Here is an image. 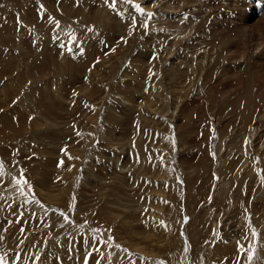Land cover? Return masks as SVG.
<instances>
[{
	"label": "rangeland",
	"instance_id": "1",
	"mask_svg": "<svg viewBox=\"0 0 264 264\" xmlns=\"http://www.w3.org/2000/svg\"><path fill=\"white\" fill-rule=\"evenodd\" d=\"M185 1L0 0L9 264H264V0Z\"/></svg>",
	"mask_w": 264,
	"mask_h": 264
},
{
	"label": "snow or ice",
	"instance_id": "2",
	"mask_svg": "<svg viewBox=\"0 0 264 264\" xmlns=\"http://www.w3.org/2000/svg\"><path fill=\"white\" fill-rule=\"evenodd\" d=\"M125 2H129L130 3L131 0H125ZM135 7L137 8V10H139L141 13H143L144 10L140 7V5L137 4ZM57 24H58V22H57ZM143 27L145 29H147L148 25L145 23V24H143ZM77 135H80V133L77 132ZM62 151H66V149H62ZM72 158L73 157H71L69 155V159H72ZM60 164L62 165L63 161H60ZM20 171H21V176H22L23 175V169H21ZM3 175H4V162L2 160H0V176H3ZM14 183L16 185H20L21 186L20 187V191H21L22 195H26L24 193V191H23V186L24 185H28L29 188L31 187V185L29 184V182L26 179L15 180ZM0 199H3V197H0ZM29 202L38 204V205H40L41 208L45 207L43 204H41V202L39 200L35 199V194L34 193H33V199L31 201H29ZM45 211H46V209H45ZM59 215L61 217H63V219L65 221H69V216H68L67 213L61 211L59 213ZM161 223H163V222H161ZM165 227H167V226L165 225ZM21 231H23V229ZM94 231L99 232L100 229H95ZM251 231H252V236L258 242L259 234L256 232L255 228H252ZM109 239H114V238L110 237ZM245 239H247V237H245ZM2 240H3V237H0V244H2ZM108 243H109V240H103L102 241V244H104V245H107ZM117 247H119V245H117ZM93 250L96 251V252H100V249L98 247H96L95 245H93ZM238 250H239L240 253H246V256L244 258L246 259L247 264H253V261L257 258V247L251 241H249L247 249L238 242ZM90 254L91 253H89V255ZM15 259L17 261H19V257L18 256ZM0 264H9L6 255H0ZM157 264H163V262H157ZM237 264H238V262H237Z\"/></svg>",
	"mask_w": 264,
	"mask_h": 264
},
{
	"label": "bare ground",
	"instance_id": "3",
	"mask_svg": "<svg viewBox=\"0 0 264 264\" xmlns=\"http://www.w3.org/2000/svg\"><path fill=\"white\" fill-rule=\"evenodd\" d=\"M172 2L174 3V4H177V3H179L178 2V0H172ZM188 2V1H187ZM184 3H186V1L185 0H182V2H181V6H179V5H177V7H174L175 9L173 10V8H172V12H169V10H167V8L165 7V6H159V7H156V9H158L159 8V11H162V13H160V12H157L156 14H154L155 15V17L157 18H159V20H157V21H159L160 23H156V24H152V25H148V28H149V31L151 32H149L150 34H152L153 36H154V38H155V40H159V38L162 36H164L166 33H167V30H169L168 32H170V31H172V32H175L176 30H173L172 28H169V27H167L166 25H167V21H170V20H172L173 18V16H174V12H176L175 10L176 9H178V8H181L182 7V5L184 4ZM159 4V3H158ZM195 6H198L197 4H194ZM195 6H193V5H186V7H185V9H186V15L188 14V13H190L192 10V8H193V10H194V7ZM200 7V6H199ZM198 9V8H197ZM201 9V8H200ZM149 10V9H148ZM202 10V9H201ZM138 11V10H137ZM195 11H196V9H195ZM163 12H168L169 13V15H166V14H164ZM160 13V14H159ZM194 13V12H193ZM171 14H172V16H171ZM263 16V15H262ZM163 18V21H165V20H167L166 21V24L164 23V26L162 27V18ZM166 17V18H165ZM191 18V17H190ZM262 19H263V17H262ZM112 20V19H111ZM111 22V21H110ZM179 28V27H178ZM148 32V31H147ZM119 33V32H118ZM146 34V33H145ZM147 35V34H146ZM158 35H160V36H158ZM170 35V34H169ZM171 35H172V33H171ZM170 35V36H171ZM177 35V34H176ZM175 34H174V37H175V39L177 38V36H176ZM161 37V38H162ZM166 38V37H165ZM201 38V37H200ZM166 40H167V38H166ZM198 40V39H197ZM160 41V40H159ZM199 42V41H198ZM171 43V42H170ZM174 43H175V41H174ZM205 43V42H204ZM159 46V45H158ZM161 46V45H160ZM170 46H174V44L173 45H170ZM169 46V47H170ZM164 47V46H163ZM160 48V47H159ZM156 50H153L152 52H151V54H153V53H157L156 54V56H159L160 58H161V54L163 53V54H165L166 55V57H167V52L166 51H163L162 49L161 50H158L157 48H155ZM168 49V48H167ZM196 49V48H195ZM166 50V49H165ZM161 51H162V53H161ZM170 57V56H169ZM165 58V57H164ZM155 60H159V59H156L155 58ZM156 64H161V62H155ZM155 69H157L158 70V67L155 65ZM160 70V69H159ZM172 70L173 69H170V67H167L166 68V71L168 72V74L169 75H172L173 73H172ZM156 71V70H155ZM170 77V76H169ZM174 78V77H173ZM172 80V79H171ZM171 95V94H170ZM38 124V123H37ZM108 183V182H107ZM106 183V184H107ZM105 184V185H106ZM108 185V184H107ZM110 186V185H109ZM108 186V187H109ZM110 188V187H109ZM108 189V188H107ZM239 198V197H238ZM115 220V219H114ZM116 222H118L117 221V219L115 220ZM122 222V221H121ZM127 223V222H126ZM214 228H215V226H214ZM220 228V227H219ZM216 229V228H215ZM136 233V232H135ZM214 235V234H213ZM214 237V236H213ZM143 239H146L145 237L143 238ZM223 239V238H222ZM140 243H137L136 244V248L135 249H140L141 247H140Z\"/></svg>",
	"mask_w": 264,
	"mask_h": 264
}]
</instances>
